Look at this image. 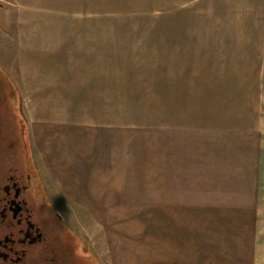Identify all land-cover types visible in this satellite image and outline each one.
Wrapping results in <instances>:
<instances>
[{"label":"rangeland","instance_id":"374dc122","mask_svg":"<svg viewBox=\"0 0 264 264\" xmlns=\"http://www.w3.org/2000/svg\"><path fill=\"white\" fill-rule=\"evenodd\" d=\"M241 3L0 0V114L12 142L24 139L49 200L101 264H264V257L243 258L234 231L246 214L264 218V211L179 209L178 184L158 196L166 181L158 126L225 118L208 108L206 81L224 78L218 87L229 96L231 122L251 120L247 108L235 114V91L244 88L236 75L247 74L251 82L243 91L250 92L261 51L247 49V59H237L243 51L223 31L264 26V18H236ZM251 4L264 15V0ZM56 127L87 141L97 135L106 151L81 169L68 168L62 152L52 154L61 151L50 144L59 141ZM34 128L48 132L37 145ZM68 137L62 139L75 147ZM127 171L138 176L137 186L125 187L122 195L115 181L127 179ZM97 173L91 187L62 183ZM181 188L183 201L194 205L199 196Z\"/></svg>","mask_w":264,"mask_h":264},{"label":"crops","instance_id":"0c3cea01","mask_svg":"<svg viewBox=\"0 0 264 264\" xmlns=\"http://www.w3.org/2000/svg\"><path fill=\"white\" fill-rule=\"evenodd\" d=\"M233 1H242L241 6H236L237 11L234 12L236 18H264V15H260V10L257 12L251 9L252 0ZM212 30L215 32L218 29L213 28ZM224 30H226L223 31L224 39L227 42L232 41L238 44L237 48L243 51L237 59L246 60L245 51L247 49L261 51L258 54V57L261 58L256 63L258 68L252 75L254 85L250 92L243 91L249 89V82H251L246 76L247 74L236 75L244 80V88L235 91V97L238 98L237 106L240 108L235 114H239L242 109L247 108L245 112L251 120L244 123L241 121L231 122L230 117L233 113L229 110L231 106L228 100L229 96L225 94L226 89H222L221 84L218 87V83L224 78L220 77L216 82L214 79L206 81L211 92L208 108L214 111H223L225 118L222 120L211 118L210 122L197 125L171 123V125L158 126L157 131L160 132L164 145L163 166L166 171V181L167 178L170 179L168 186L167 182L163 180V188L158 190L160 193L158 196L169 195L171 186L176 187L178 184L176 189L180 196L179 209L264 211V53H262L264 52V26L261 24L260 26H228ZM30 81L26 79V89L32 87L31 84H27ZM39 107L43 109L44 103ZM248 107L251 108L250 111H248ZM72 124L74 125V123ZM59 129L62 130L61 134L54 136L59 141L55 140L50 144L60 147L61 151L55 149L52 154L60 155L62 152L61 157L67 161L68 168L81 169L80 164L87 165L86 161L96 160L100 152L106 151V146L101 143V139L97 135H94L91 141H87L85 138H79V134H74V131L66 133L62 127H56V133ZM34 132L32 137L36 145L38 138L48 137V132L42 128H34ZM64 135H68L70 141H74L75 147L71 143L65 142L66 139H62ZM50 136L53 138L52 134ZM42 143L47 144L46 147H50L48 143ZM68 147L72 154L69 156L67 154ZM74 149L76 152L73 151ZM81 151L83 153L79 154ZM49 154L51 155V153ZM87 156L89 157L87 158ZM57 158L58 156L53 155L50 159L56 161ZM88 168L93 169L92 166ZM124 174L127 175V179L115 181L121 185L122 195H124L125 187L137 186L136 179L138 177L133 179L130 171ZM81 177L87 178V180L79 182L78 180L66 181L64 179L62 183L76 187L81 185L85 188L91 187L98 182L95 180L99 178V174ZM185 186H189V189L186 190L187 193L195 192V195L199 196L192 206V203L187 206L186 201H183L186 192L181 187ZM86 192L91 191L87 190ZM124 198L122 197V199ZM242 220L243 223H238L234 227V231L238 232L237 236H241L243 258L264 257V218L259 215L252 218L246 214Z\"/></svg>","mask_w":264,"mask_h":264},{"label":"flooded vegetation","instance_id":"af4514ba","mask_svg":"<svg viewBox=\"0 0 264 264\" xmlns=\"http://www.w3.org/2000/svg\"><path fill=\"white\" fill-rule=\"evenodd\" d=\"M0 121V264H101L49 200L24 139L12 142Z\"/></svg>","mask_w":264,"mask_h":264}]
</instances>
